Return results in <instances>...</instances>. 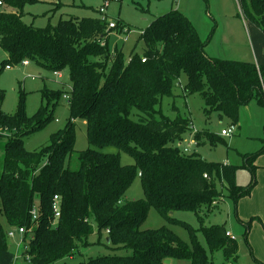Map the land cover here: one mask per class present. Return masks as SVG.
Segmentation results:
<instances>
[{"label": "trees", "instance_id": "16d2710c", "mask_svg": "<svg viewBox=\"0 0 264 264\" xmlns=\"http://www.w3.org/2000/svg\"><path fill=\"white\" fill-rule=\"evenodd\" d=\"M35 2L0 0V7L10 10L0 12V50L7 54L2 69L27 61L53 73L66 70L70 119L46 147L29 152L23 139L52 120L51 110L63 90H42L44 105L31 117L26 115L23 94L12 115L0 110V137L7 139L0 212L9 229L32 226L24 234V240L29 237V264H65L90 245L93 233L99 242L104 236L113 249L128 250L130 255L89 258L84 264H164L167 258L214 264L198 243V232L209 252L221 251L227 261L234 262L237 245L223 226L194 229L171 214L190 211L202 222L200 209L215 208L224 198L223 191L237 203L250 195L255 182L239 186L237 166L208 163L174 148L189 131L190 119L179 115L169 119L157 109L162 98L171 97L179 86L183 98L201 96L206 115L217 113L236 126L243 106L253 100L264 106V66L206 57L197 32L177 10L150 23L140 35L145 46L142 54L131 56L124 65L122 53H110L107 48L112 30L106 31V18L59 20L55 26L35 28L22 21L24 7ZM238 3L246 19L264 35V0ZM3 99L0 89V106ZM77 120L84 122L87 136L88 147L82 151L74 149ZM202 138L219 140L207 133L194 135L196 142ZM262 143L264 152V139ZM105 147L126 152L134 164L122 165L118 154L101 152ZM44 154L47 158L38 169ZM254 158L245 156L252 173ZM136 176L144 197L128 201L125 193ZM54 195L60 197L61 212L52 227ZM33 208L35 221H31ZM150 209L167 222L185 227L190 246L165 226L141 229ZM7 240L0 224V264L15 261Z\"/></svg>", "mask_w": 264, "mask_h": 264}, {"label": "rangeland", "instance_id": "374dc122", "mask_svg": "<svg viewBox=\"0 0 264 264\" xmlns=\"http://www.w3.org/2000/svg\"><path fill=\"white\" fill-rule=\"evenodd\" d=\"M102 0H36L23 9L22 21L35 28H44L47 25L55 26L59 20L82 18L100 19L104 16L113 21L116 26H121V31L112 30L108 36L107 48L110 53L119 51L122 53V62L128 63L131 56L141 55L145 46L140 39L142 32L150 23L177 10L182 13L197 32L204 46V55L209 58H219L229 61L253 62L254 52L264 57V35L248 19L240 9L238 0H117L111 2L104 15L99 13ZM5 8L0 7V12ZM7 54L0 50V89L4 92V99L0 106L2 113L12 115L16 109L21 94L24 96L26 115L34 116L41 105V91H62L58 102L51 110L52 120L40 131L23 139L24 148L29 151H39L49 144L50 137L62 130L70 119L68 108V93L70 92V80L68 72H59L56 77L52 71L38 66L33 62L10 67V70L2 69V62ZM264 83V77H263ZM184 85V79L180 81ZM263 111L264 106L261 105ZM163 117L174 119L176 116L189 118L196 133H207L216 136L219 140L211 142L202 138L199 142L194 140V135L188 131L180 140L173 144L174 148L181 149L184 155H197L208 163L228 164L237 166L235 182L239 186H246L255 182L250 195L234 203L227 198L217 201L216 207L208 211L202 207L198 217L190 211H179L171 214L177 221H182L194 229L200 225L205 228L223 226L237 245L236 259L227 261L221 251L209 252L206 241L198 232V243L207 251L208 258L214 264H264V152L262 151L264 139V119L250 118L240 110L236 126L229 120L219 118L217 113L206 115L204 103L200 95L181 96L180 87L174 88L171 97H164L158 109ZM229 127L234 128L230 137L220 136V132ZM7 139L0 137V175L2 173L3 149ZM195 144L188 153L183 147ZM88 147L85 124L83 121H75V151H82ZM103 153L118 154L122 165H133V159L126 152L114 147H105ZM245 156H255L254 172L245 165ZM47 156L44 154L38 169L45 163ZM144 197L141 181L136 176L131 186L125 193L128 201L138 200ZM1 208V205H0ZM257 211V215L252 212ZM259 213V214H258ZM0 224L5 232L9 227L0 212ZM162 226L170 229L182 242L190 246V238L185 227L176 223H169L154 210L150 209L141 229L154 230ZM16 237L8 239L7 248L16 256L14 264H29L24 260L23 246L17 249V243L21 240ZM29 237L25 238L28 243ZM90 245L81 248L74 259L67 260L65 264H84L89 258L103 256H129L130 251L113 249L105 242L103 236L98 241L96 233L89 238ZM19 250V251H18ZM63 264V262L57 263ZM164 264H190L187 260L167 258Z\"/></svg>", "mask_w": 264, "mask_h": 264}, {"label": "built area", "instance_id": "2783aa9c", "mask_svg": "<svg viewBox=\"0 0 264 264\" xmlns=\"http://www.w3.org/2000/svg\"><path fill=\"white\" fill-rule=\"evenodd\" d=\"M113 1H117V0H102V6L99 8V13L101 15H104L108 5L113 2ZM102 19H105L104 16H102ZM107 21V29L106 31H110V30H113L116 28V24L111 21V20H108L106 19ZM100 45H104V42L101 41L100 42ZM142 62H144V60H142ZM22 65L26 66L28 65V62L27 61H24L21 63ZM6 70H10V67L6 66L5 67ZM54 75L56 77H60V74L58 72L54 73ZM188 130L191 131L192 133H196L195 129H194V126L192 124V122L190 121L189 124H188ZM234 133V128L233 127H229L228 129H224L220 132V136L222 137H230L232 134ZM195 144H188L186 147H183V151L185 153H188L189 149L194 146ZM206 178V176H204ZM60 212H61V200H60V197L57 196V195H54L53 198H52V201H51V218H50V225L53 227L57 221L59 220L60 218ZM30 214H31V217H32V220L31 221H35L36 220V210L33 208L31 211H30ZM32 228V226L28 229V228H11L9 229L7 232H6V236H7V239H10V240H14L16 237H20V241L19 243L17 244V249L20 248V246H23V250H24V253H23V258L26 262L29 263V256L26 254V251L28 250V243H25V240H24V234H28L30 233V229ZM226 235L228 237H230V234L226 232ZM16 258V256H15Z\"/></svg>", "mask_w": 264, "mask_h": 264}, {"label": "crops", "instance_id": "0c3cea01", "mask_svg": "<svg viewBox=\"0 0 264 264\" xmlns=\"http://www.w3.org/2000/svg\"><path fill=\"white\" fill-rule=\"evenodd\" d=\"M5 11L9 12L10 10L9 9H5ZM253 63H255L257 66H264V57H262L259 53L257 54V53L254 52V61H253ZM262 85H263V90H264L263 79H262ZM240 110H241L242 113L247 114L250 118L258 117V119H262V118L264 119V111H263L261 105H259L256 100L251 101L248 105L243 106ZM252 214L257 215V211L252 212ZM20 249H21V246H20L19 250Z\"/></svg>", "mask_w": 264, "mask_h": 264}]
</instances>
